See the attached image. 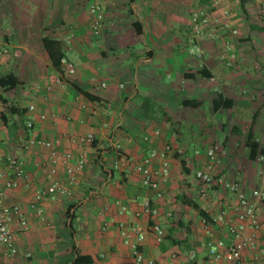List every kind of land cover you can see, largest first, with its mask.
Masks as SVG:
<instances>
[{"label": "crops", "instance_id": "obj_1", "mask_svg": "<svg viewBox=\"0 0 264 264\" xmlns=\"http://www.w3.org/2000/svg\"><path fill=\"white\" fill-rule=\"evenodd\" d=\"M211 1L104 0L103 28L95 37L88 12L92 0H0V37L9 51L0 57V76L11 74L19 81L8 92L0 88V191L7 203L22 208L27 220L24 232L12 226L18 255L4 257L0 246V264H70L77 252L90 257L92 264H130V250L119 235V225L137 228L143 234L139 243L143 255L159 264H215L206 245L217 241L226 245L225 231L211 225L207 232L188 199L182 203L178 197L186 195L208 220L219 209L214 205L206 210L194 179L195 172L206 167L204 150L209 140L205 139L211 129L226 132L222 146L226 159L222 157L211 170L212 198L221 204L236 201L237 195L224 190L225 182L240 181L245 195L264 185L261 155L251 161L245 146L250 131L264 148V56L253 45L260 34L256 28L264 26L259 22L264 20L260 11L264 0H245L243 8L242 0L232 3L237 12L232 22L239 27V35L232 44L236 60L230 66L221 58L228 53L221 29L211 30L200 40L191 33L190 13ZM44 38L61 43L64 57L75 70L72 76H63V86L52 84L61 73L51 65ZM193 45L201 49V55L188 54ZM125 81L132 83L131 91H125ZM217 96L230 100V108L214 112L212 101ZM184 101H196L198 106H184ZM31 105L32 113L27 111ZM88 135L93 142L81 144ZM33 136L55 142L59 151L74 156L82 150L87 153L85 172L70 194L45 199L39 205L40 217L31 207L34 194L53 177L49 149L26 147ZM145 136L150 143L143 141ZM114 143L134 162L150 149L171 147L164 199H156L153 191L141 186L132 165L124 171L112 168ZM197 150L202 154L195 155ZM7 158L18 159L26 174L14 190L5 188L10 180ZM56 178L66 183L62 167L57 168ZM117 201L127 206V213L120 212ZM145 202L156 206L158 215L143 213ZM153 224L164 231L160 244L150 233ZM242 264H264L263 228L255 248L244 250Z\"/></svg>", "mask_w": 264, "mask_h": 264}, {"label": "built area", "instance_id": "obj_2", "mask_svg": "<svg viewBox=\"0 0 264 264\" xmlns=\"http://www.w3.org/2000/svg\"><path fill=\"white\" fill-rule=\"evenodd\" d=\"M236 0H212L211 4L206 7L194 9L190 13L191 33L194 39L200 40L216 28L221 29L224 35L221 37L223 48L228 50L226 55H222V60L228 65L231 61L236 60V54L232 50L234 39L239 35V27L232 20L237 14L232 3ZM103 3L104 0H92L89 4V15L91 17L90 32L93 36L101 35L103 28ZM202 51L197 45H193L188 49L191 56L201 55ZM9 55L7 47L4 45L0 37V57ZM61 76L56 77L52 84L63 86L66 81L63 76L70 77L75 73L73 65L63 57L60 61ZM105 88V84L100 85ZM51 85L47 87L49 88ZM33 105L27 108V111L34 112ZM40 120H44L45 116L41 115ZM31 122L26 123L27 128H31ZM159 131H154L155 136H159ZM145 143H150L149 136L143 137ZM81 144H91L93 137L88 135L81 139ZM113 149L114 160L112 168L117 171H124L132 165L133 172L139 177L141 186L149 191H153L155 198L164 199V188L169 181L170 164L167 155L171 153V147L165 145L162 150L150 149L148 154L139 161H133L121 148L118 143H114ZM27 148H44L49 149L51 169L49 171L53 180L44 190H38L34 194L31 207L34 209L35 215L40 217L43 214L39 205L45 199H55L70 194V188L77 183L78 177L83 175L87 165V153L82 150L77 156L66 151H59L54 142L39 139L35 136L26 141ZM200 150L195 151V155H200ZM207 161L205 169L198 170L194 174V179L198 183V196L204 204L207 211L212 209L214 205H219L217 213L209 220L202 219L203 225L208 232L211 225L217 226L225 231L227 235V244L223 241L207 243L206 250L208 256L215 264H242V255L244 250L253 249L256 246L257 234L261 228L264 229V217L260 218L261 210H264V185L250 191L249 195L243 193V184L240 181L225 182L223 188L231 194L237 195L236 201L231 204L224 202L221 204L217 199H213L210 194V188L215 183V178L211 170L219 164V155L217 146H209L204 150ZM159 161V165L155 166V161ZM2 158L0 156V162ZM259 162L264 169V156L261 155ZM62 167L66 183H62L56 178L57 168ZM6 168L10 174V180L5 184V188L14 190L22 180H25L26 174L23 164L16 158L6 159ZM121 213H127V206L120 202H115ZM142 212L152 217L158 215V208L145 202L142 206ZM170 212L167 217H170ZM17 226V232H24L27 229V220L23 214L22 208L17 204H9L5 200V196L0 191V246L3 248V256L14 258L18 255V249L15 245V232L13 225ZM119 235L123 243L129 247L132 263L130 264H159L153 259L146 258L139 248V243L143 239V234L134 227H125L119 225ZM16 232V233H17ZM156 244H160L164 239V231L158 224H153L150 228ZM132 235L136 237L132 241Z\"/></svg>", "mask_w": 264, "mask_h": 264}, {"label": "trees", "instance_id": "obj_3", "mask_svg": "<svg viewBox=\"0 0 264 264\" xmlns=\"http://www.w3.org/2000/svg\"><path fill=\"white\" fill-rule=\"evenodd\" d=\"M245 0H242L240 2L241 8H243ZM257 31L263 32L264 33V26H260L256 28ZM137 32L139 33L140 31ZM43 45L44 49L49 57V60L51 62V65L53 68L57 69L58 71L60 70V61L64 57V53L61 48V43L58 40L55 39H50V38H44L43 39ZM19 85V81L16 79L15 76L13 75H6V76H0V88L3 89L5 92H8L12 89H15ZM81 94H83L86 98L89 100H94V97L90 95L88 92L83 91L81 89L78 90ZM146 102H149V100H146ZM232 102L227 99H223L221 96H217L213 101H212V106H213V111L216 112L220 109H228L230 108V105ZM184 106L187 107H192L196 108L198 106L196 101H184L183 102ZM234 132V130H232ZM245 146L249 150V159L251 161L256 159V156L258 154L264 156V148H260L259 144L255 142L252 133L249 131L246 135L245 139ZM182 166L184 168V163H182ZM184 198H187L188 200L186 201L188 206L197 212L199 216H201L202 219H207L206 214L193 202L191 201L186 195H181L178 197V200L180 202H184ZM180 222H178V225ZM180 226H184L182 223ZM187 233H189V229H185ZM93 261L90 257L87 256H82L78 252L76 253V256L74 260L70 264H92Z\"/></svg>", "mask_w": 264, "mask_h": 264}, {"label": "rangeland", "instance_id": "obj_4", "mask_svg": "<svg viewBox=\"0 0 264 264\" xmlns=\"http://www.w3.org/2000/svg\"><path fill=\"white\" fill-rule=\"evenodd\" d=\"M260 11H264V5L260 6ZM260 23H264V20H259ZM254 41V40H253ZM253 45L256 47L258 46V50L257 54L264 56V33L260 32V34L258 35V38L253 42ZM125 85V91H131L132 88V83L125 81L124 82ZM144 85H140V92H142V90H144ZM209 137H207L208 139L205 140H209V146H217L218 147V155H219V161L221 160V158L223 157V159L226 157L225 156V148L222 147L223 145H225L224 141V137L226 135V132L220 131L218 132V130H213L211 129V131L209 132ZM202 136H204L201 132L199 139L202 140ZM197 139V138H194ZM204 140V141H205ZM199 147V146H198ZM226 159V158H225ZM221 162H219L220 164ZM261 168L263 170V165L260 163Z\"/></svg>", "mask_w": 264, "mask_h": 264}]
</instances>
